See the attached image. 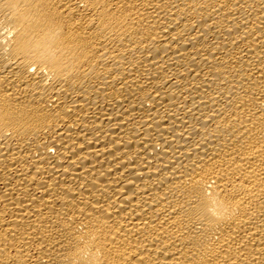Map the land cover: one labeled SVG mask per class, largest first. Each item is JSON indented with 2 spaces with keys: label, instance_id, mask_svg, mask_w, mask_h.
<instances>
[{
  "label": "bare ground",
  "instance_id": "obj_1",
  "mask_svg": "<svg viewBox=\"0 0 264 264\" xmlns=\"http://www.w3.org/2000/svg\"><path fill=\"white\" fill-rule=\"evenodd\" d=\"M0 264H264V0H0Z\"/></svg>",
  "mask_w": 264,
  "mask_h": 264
}]
</instances>
